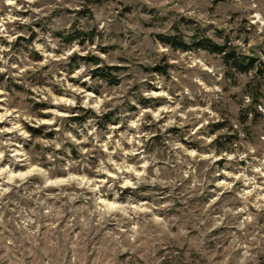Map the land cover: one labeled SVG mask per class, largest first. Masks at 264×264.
<instances>
[{
  "label": "clouds",
  "instance_id": "obj_1",
  "mask_svg": "<svg viewBox=\"0 0 264 264\" xmlns=\"http://www.w3.org/2000/svg\"><path fill=\"white\" fill-rule=\"evenodd\" d=\"M0 264H264V0H0Z\"/></svg>",
  "mask_w": 264,
  "mask_h": 264
}]
</instances>
